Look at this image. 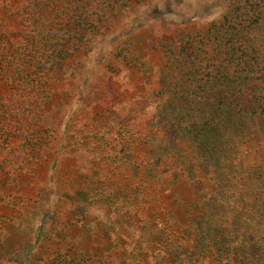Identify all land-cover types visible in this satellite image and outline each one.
I'll list each match as a JSON object with an SVG mask.
<instances>
[{
  "label": "trees",
  "instance_id": "16d2710c",
  "mask_svg": "<svg viewBox=\"0 0 264 264\" xmlns=\"http://www.w3.org/2000/svg\"><path fill=\"white\" fill-rule=\"evenodd\" d=\"M119 1L132 7L144 0ZM106 2L111 0H94L93 7L92 0H21L22 40L0 37V85L7 89L0 92V171L8 180L44 159L50 139L43 122L53 85L62 79L63 63L89 53L104 34ZM175 40L160 41L166 59L149 127L162 135L147 130L146 150L136 161L132 146L139 140L130 127L110 139L101 134L94 141L103 149L100 158L167 192L181 182L192 189L203 183L189 206L181 203L180 190L169 193L188 216L184 242L167 240L169 264L210 258L264 264V0H230L219 18ZM118 216L123 227L128 218ZM147 221L157 232L156 220ZM60 236L58 247L70 242L65 232ZM118 245L113 241L106 256ZM129 246L124 243L122 251ZM139 250L124 251V260L143 264L144 253L153 251L148 245ZM61 254L52 264H108L95 251L86 258L67 249Z\"/></svg>",
  "mask_w": 264,
  "mask_h": 264
},
{
  "label": "rangeland",
  "instance_id": "374dc122",
  "mask_svg": "<svg viewBox=\"0 0 264 264\" xmlns=\"http://www.w3.org/2000/svg\"><path fill=\"white\" fill-rule=\"evenodd\" d=\"M115 1L104 4L106 29L90 52L75 53L61 67L62 79L53 85L43 122L50 139L44 159L13 180L0 171V264H52L63 259L66 249L85 258L95 251L108 264H128L124 251L137 254L147 245L153 251L144 253L143 264H169L167 240L184 242V206L191 205L203 183L200 189L181 182L163 191L162 185L141 182L121 166L106 165L94 141L130 127L139 140L132 146L139 161L146 131L163 133L149 127L166 59L160 41L176 44L180 34L219 18L230 0H144L132 7ZM20 3L0 0V37L22 40L26 27ZM0 92L7 89L0 85ZM89 132L96 136L89 139ZM176 189L184 206L169 195ZM118 215L128 218L123 227ZM147 220H156L157 232L154 221ZM64 232L70 242L58 247L55 242ZM113 241L119 248L106 256ZM126 242L130 246L122 251ZM194 264L221 263L210 258Z\"/></svg>",
  "mask_w": 264,
  "mask_h": 264
}]
</instances>
